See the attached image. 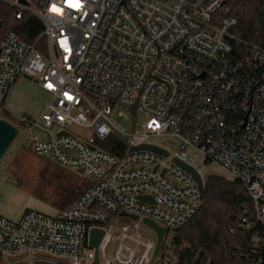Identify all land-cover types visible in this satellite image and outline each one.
I'll use <instances>...</instances> for the list:
<instances>
[{"label": "built area", "instance_id": "1", "mask_svg": "<svg viewBox=\"0 0 264 264\" xmlns=\"http://www.w3.org/2000/svg\"><path fill=\"white\" fill-rule=\"evenodd\" d=\"M230 1L0 0L19 20L37 17L48 40L45 59L4 32L0 16V120L17 80H34L47 103L40 115L21 119L31 151L93 180L57 216L0 215V264H93L97 255L100 264H182L188 248L166 234L199 213L203 193L175 160L205 185L198 162L218 164L247 188L250 202L229 233L245 235L248 246L234 264H264V47L242 42L245 55L236 53L239 19ZM261 9L264 15V0ZM116 106L143 115L142 129L130 134L112 117ZM73 126L102 140L122 135L129 150H102L94 136L71 133ZM155 135L182 145L161 147L168 156L130 151ZM122 212L138 220L123 221ZM145 219L166 229L157 254L158 233L143 240ZM94 228L105 231L98 254L89 245Z\"/></svg>", "mask_w": 264, "mask_h": 264}, {"label": "rangeland", "instance_id": "2", "mask_svg": "<svg viewBox=\"0 0 264 264\" xmlns=\"http://www.w3.org/2000/svg\"><path fill=\"white\" fill-rule=\"evenodd\" d=\"M46 59L48 53V40L45 37L41 44V51ZM47 103V98L38 92V85L34 80L21 76L12 86L9 96L3 107L6 120L15 124L19 129V135L8 152L0 161V205L11 211L35 210L49 217L68 205L71 201L92 186L90 176L69 171L51 159L37 156L30 149L29 139H25L22 131L21 119L24 116L40 115ZM120 112L128 115V118L120 116ZM112 117L118 121L130 134L141 130L144 121L143 115L128 111L116 106ZM71 133L78 136H94L90 130L73 126ZM96 138V137H95ZM147 143L164 147L172 152L179 149L181 141L168 135L151 136ZM96 146L116 155L128 152V146L118 136L112 134L102 140L96 138ZM200 167L206 170L204 180L208 176H216L227 180H233L221 166L215 163H201ZM84 190V191H83ZM75 202V201H74ZM73 202V203H74ZM72 203V204H73ZM65 209V208H64ZM123 221L131 222L129 217H119ZM143 240L154 238L153 229L141 225ZM178 230L169 229L166 239L175 238ZM133 246L132 243H129Z\"/></svg>", "mask_w": 264, "mask_h": 264}, {"label": "trees", "instance_id": "3", "mask_svg": "<svg viewBox=\"0 0 264 264\" xmlns=\"http://www.w3.org/2000/svg\"><path fill=\"white\" fill-rule=\"evenodd\" d=\"M262 1H230V12L239 19V25L233 31L236 39L233 44L238 54L245 55L246 48L242 42L264 47ZM16 14L15 9L0 3L3 31L17 33L23 40L41 51V44L45 39L42 35L44 27L41 21L28 13L19 20ZM249 202L247 188L240 182L216 176L208 177L199 213L181 227L175 237L176 248H188L182 254V264H197L195 259L198 256L214 264L238 262L240 247H244L245 250L248 246L245 242L246 236H233L229 230L238 223L243 215L244 205Z\"/></svg>", "mask_w": 264, "mask_h": 264}, {"label": "water", "instance_id": "4", "mask_svg": "<svg viewBox=\"0 0 264 264\" xmlns=\"http://www.w3.org/2000/svg\"><path fill=\"white\" fill-rule=\"evenodd\" d=\"M17 136H18V128L14 124H12L11 122H9L6 119L0 120V161L2 160L4 155L7 153L9 148L13 145ZM118 136L120 137V139L122 141L127 142L126 137L119 135V134H118ZM135 150H151V151H155L157 153H160L164 156H168V154H169L168 151L162 149L161 147L151 145V144H143L141 146H136V147L130 148V151H135ZM175 163L177 165L181 166L182 168H184L185 170H187L189 173H191L195 177L202 193L204 194L205 184H204L201 176L193 168H191L187 164H184L178 160H175ZM81 174H83V172H81ZM141 200L153 201V199L149 198L148 196H142ZM121 215L122 216H128L134 220H138L137 216L127 215L125 212H122ZM143 223L158 233L159 241H158V245L156 248V254H157L158 251L160 250V246L162 244L164 234L166 233V229L159 226L156 222L149 220V219H145L143 221ZM104 235H105V231L103 229L94 228L90 231L89 245L92 248L96 249V254H98V248H99V245H100ZM61 261L63 263L67 262L66 260H61ZM93 264H100L99 259H98V255H97L96 260Z\"/></svg>", "mask_w": 264, "mask_h": 264}, {"label": "crops", "instance_id": "5", "mask_svg": "<svg viewBox=\"0 0 264 264\" xmlns=\"http://www.w3.org/2000/svg\"><path fill=\"white\" fill-rule=\"evenodd\" d=\"M78 196H79V194L77 195V197ZM77 197H75V199L73 201H71L68 205H72V203L77 199ZM64 208H66V207H64ZM64 208H62L61 210H58L53 215V217L57 216L60 213V211H62ZM25 212H22V211H11V210H8V209H6V208H4L3 206L0 205V215L4 216V217H6V218H8L10 220H13V221L20 220Z\"/></svg>", "mask_w": 264, "mask_h": 264}, {"label": "snow or ice", "instance_id": "6", "mask_svg": "<svg viewBox=\"0 0 264 264\" xmlns=\"http://www.w3.org/2000/svg\"><path fill=\"white\" fill-rule=\"evenodd\" d=\"M70 6H73V5L70 3ZM75 6H78V3Z\"/></svg>", "mask_w": 264, "mask_h": 264}]
</instances>
